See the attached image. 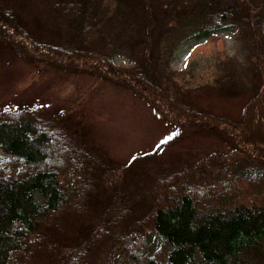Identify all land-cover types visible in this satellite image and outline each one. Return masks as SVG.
I'll list each match as a JSON object with an SVG mask.
<instances>
[{
  "label": "trees",
  "instance_id": "1",
  "mask_svg": "<svg viewBox=\"0 0 264 264\" xmlns=\"http://www.w3.org/2000/svg\"><path fill=\"white\" fill-rule=\"evenodd\" d=\"M41 1L59 41L35 34L9 0L0 40L130 87L173 123L168 143L204 129L231 148L174 172L149 162L160 148L118 164L38 107L0 108V264H264V0ZM127 28L122 44L140 49L132 64L116 60ZM220 31L241 40V82L254 80L237 118L198 108L160 51ZM228 74L216 85L232 93Z\"/></svg>",
  "mask_w": 264,
  "mask_h": 264
},
{
  "label": "rangeland",
  "instance_id": "2",
  "mask_svg": "<svg viewBox=\"0 0 264 264\" xmlns=\"http://www.w3.org/2000/svg\"><path fill=\"white\" fill-rule=\"evenodd\" d=\"M9 1L24 13L35 34H42L43 38L46 33L47 40L59 41L56 31L46 28L53 20L38 17L45 8L41 0ZM127 30L118 40L116 60L132 64L137 62L134 52L140 49L122 44L123 40L129 41L132 33ZM17 40L13 35L6 41L0 40V108L16 110L23 104L38 107L66 125L75 140L98 153L101 151L118 164L160 148L149 162L174 172L199 163L212 152L231 148L216 133L204 129L168 143L165 139L174 132L173 123L161 117L130 87L89 69L75 68L72 59L62 60L60 52L52 53L47 48H42L44 55L38 59L31 49L23 51ZM174 42L169 52L163 42L160 51L191 101L203 112L239 117L254 92L252 74L245 75L241 82L246 66L241 40L228 31H220L204 37L191 33ZM227 72L230 78L224 83L236 88L232 93L216 85L215 79L220 80ZM25 114L36 117L38 112L25 110ZM255 114L264 123L261 107ZM144 164L142 161L139 166Z\"/></svg>",
  "mask_w": 264,
  "mask_h": 264
}]
</instances>
